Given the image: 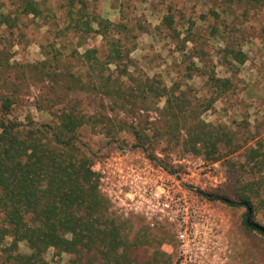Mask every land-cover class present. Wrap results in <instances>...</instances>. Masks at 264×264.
Masks as SVG:
<instances>
[{
  "label": "trees",
  "instance_id": "16d2710c",
  "mask_svg": "<svg viewBox=\"0 0 264 264\" xmlns=\"http://www.w3.org/2000/svg\"><path fill=\"white\" fill-rule=\"evenodd\" d=\"M20 2L23 14L43 17L40 3ZM225 2L234 7L241 0ZM68 4L66 31L73 29L76 33L78 47L74 51L67 48L64 53L55 44L49 51L44 49L43 61L15 66L6 44L0 48L1 262L49 264L46 256L53 251L57 256L69 255L71 264H156L154 258L141 261L138 256L147 238L145 227L135 233V216H124L102 194L100 175L93 171V161L84 151L80 129L88 125L95 131L103 126L100 131L110 134L117 128V133L128 131L133 135L134 148L148 152L165 142L170 145L168 150L179 148L214 163L244 151L243 167L254 163L259 172L264 166L263 141L250 126L242 132L236 121L228 125L203 118L220 99L233 92L235 86L230 78L208 71L204 82L209 95L203 97H198L189 85L175 82L168 87L159 74L150 76L131 58L137 48V35L130 20L111 22L97 10L91 11L87 0H71ZM215 16L219 18V14ZM18 20L0 6V28H18ZM163 24L175 30L174 15H166ZM139 28L146 29L141 24ZM191 30L183 40L182 32L175 31L172 39L177 46L182 42L187 49ZM215 34H219L216 28L211 36ZM95 35L102 37L105 55L93 47L80 54L85 40ZM228 42L221 50V61L244 65L247 54ZM185 54L205 63L204 53H198L195 47ZM46 81L50 86L33 107L52 119L40 123L32 115H25L20 120L15 107L22 102L23 89ZM162 101L165 104L160 108ZM80 105L94 106V110ZM142 112H154L155 116ZM120 114L124 116L120 118ZM250 142L257 147H247ZM199 193L209 201L244 208V230L264 241V224L257 221L264 203L255 201L250 182L240 184L235 200ZM21 244L27 247V253L20 250Z\"/></svg>",
  "mask_w": 264,
  "mask_h": 264
},
{
  "label": "rangeland",
  "instance_id": "374dc122",
  "mask_svg": "<svg viewBox=\"0 0 264 264\" xmlns=\"http://www.w3.org/2000/svg\"><path fill=\"white\" fill-rule=\"evenodd\" d=\"M30 1L40 3L42 18L23 14L19 9L20 0H0V6L6 13L19 17L18 28L8 31H5V27L0 28V35L4 34L0 36V48L6 44V48L12 53L11 64L15 66L43 61L44 49L49 51L55 44L64 53L67 48L74 51L78 47L74 30L66 31L69 25L68 3L71 0ZM87 1L91 11L97 10L111 22L130 20L134 24L137 48L131 58L150 76L159 74L168 87H172L175 82L184 87L189 85L194 92H198V97H203L209 95V87L204 82L208 79L205 75L208 71H214L220 78H230L235 86L233 92L220 99L203 118L207 122L228 125L236 121L242 132L250 126L264 144V0H241L234 7L225 0ZM215 13L219 14V18ZM168 14L174 15L175 30H170L163 24V19ZM139 24L146 29L141 30ZM189 28H192L190 36L188 34L192 40L186 44L187 49L182 42L177 46L172 35L176 30L181 31L183 40ZM215 28L219 34L211 36L215 33ZM227 42L232 48L242 49L247 54L248 60L244 65L221 61V50ZM103 44L102 37L91 36L85 40L79 53L93 47L100 49L101 54L105 55ZM64 46L65 49L62 48ZM179 47L185 50H179ZM192 47L198 53H204L203 65L198 59H192V55L185 54ZM68 55L71 56V52ZM68 58L73 61L71 57ZM48 85L49 82L46 81L23 89L20 95L22 102L15 107V115L20 120L25 115H32L40 123L50 122V115L33 107V103L47 90ZM75 96L84 98L81 95ZM164 104L162 101L159 107H164ZM80 107L94 110V106ZM142 114L155 116L154 112ZM111 115L115 117L116 114ZM119 116L121 118L124 114ZM102 127L99 126L93 131L90 126H84L80 129L79 139L85 145L84 151L93 161V171L100 175V190L111 204L112 200L102 189V170L118 154L126 153L125 151L146 156L176 173L188 187L194 189L192 200L201 213L199 236L195 241L196 246L192 244V240L186 241V249L198 253L196 264H264V241L245 231L242 226L245 209L209 201L199 193L201 191L235 200L240 184L250 182L255 192V201L260 205L261 202L264 203V166L261 172L255 168L257 166L254 163L244 168V151L229 155L216 163L201 156L188 155L179 148L168 150L170 145L165 142L147 152L134 148L135 139L130 132L117 133L115 128L116 132L107 134V130L100 131ZM247 147H257V144L250 142ZM261 151L264 153V145ZM115 208L126 217L135 216V233L143 227L147 230L146 242L137 251L141 261L150 258H154L156 264H178L181 261L184 244L177 238L178 229L175 224L164 223L151 227L141 215H126L120 208ZM257 221L264 224V207L258 212ZM20 250L23 253L29 251L24 244L20 245ZM3 258L0 254V264ZM46 259L49 264H71L69 255L57 256L53 251L47 254Z\"/></svg>",
  "mask_w": 264,
  "mask_h": 264
},
{
  "label": "built area",
  "instance_id": "2783aa9c",
  "mask_svg": "<svg viewBox=\"0 0 264 264\" xmlns=\"http://www.w3.org/2000/svg\"><path fill=\"white\" fill-rule=\"evenodd\" d=\"M120 153L102 170L103 192L126 215H141L151 227L175 224L183 242L178 264H196L198 253L186 249V241L196 246L201 213L188 187L176 173L146 156Z\"/></svg>",
  "mask_w": 264,
  "mask_h": 264
}]
</instances>
